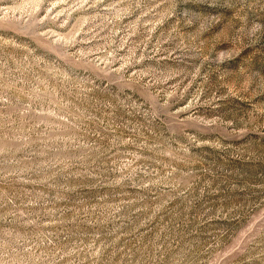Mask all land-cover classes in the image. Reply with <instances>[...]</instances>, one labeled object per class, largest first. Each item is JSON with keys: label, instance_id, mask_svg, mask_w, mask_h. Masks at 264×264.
Wrapping results in <instances>:
<instances>
[{"label": "rangeland", "instance_id": "1", "mask_svg": "<svg viewBox=\"0 0 264 264\" xmlns=\"http://www.w3.org/2000/svg\"><path fill=\"white\" fill-rule=\"evenodd\" d=\"M0 264H264V0H0Z\"/></svg>", "mask_w": 264, "mask_h": 264}]
</instances>
